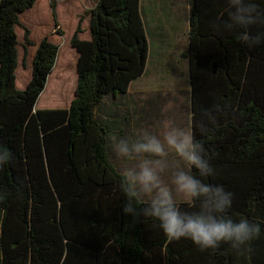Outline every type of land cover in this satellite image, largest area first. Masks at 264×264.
Instances as JSON below:
<instances>
[{
	"label": "trees",
	"instance_id": "16d2710c",
	"mask_svg": "<svg viewBox=\"0 0 264 264\" xmlns=\"http://www.w3.org/2000/svg\"><path fill=\"white\" fill-rule=\"evenodd\" d=\"M141 1L97 0L70 15L73 30L54 0H0V145L13 154L0 169L2 264H264V235L202 252L122 212L108 142L131 136L125 100L149 57ZM187 4L190 125L216 172L206 182L233 194L234 219L264 226V45L215 27L226 0ZM64 53L72 67H57Z\"/></svg>",
	"mask_w": 264,
	"mask_h": 264
},
{
	"label": "clouds",
	"instance_id": "9594fccd",
	"mask_svg": "<svg viewBox=\"0 0 264 264\" xmlns=\"http://www.w3.org/2000/svg\"><path fill=\"white\" fill-rule=\"evenodd\" d=\"M225 14L226 20L218 18L217 29L232 34L237 44L264 45V11L255 0H226ZM206 131L201 128L202 135ZM108 146L121 162L117 190L123 197V214L133 221L142 217L157 222L169 242L188 240L202 252L221 245L239 251L264 235L261 224L229 214L234 202L231 192L206 182L216 172L191 125L112 136ZM12 160L11 150L0 145V169ZM8 195L0 190V203ZM178 199L198 207L182 211Z\"/></svg>",
	"mask_w": 264,
	"mask_h": 264
},
{
	"label": "crops",
	"instance_id": "0c3cea01",
	"mask_svg": "<svg viewBox=\"0 0 264 264\" xmlns=\"http://www.w3.org/2000/svg\"><path fill=\"white\" fill-rule=\"evenodd\" d=\"M141 12L149 57L143 76L131 84L125 100L133 113L131 136L145 129L159 132L167 119L169 125L187 127L191 118L187 0L185 5L182 0H142ZM141 119L145 125L140 128L136 123L141 126Z\"/></svg>",
	"mask_w": 264,
	"mask_h": 264
},
{
	"label": "rangeland",
	"instance_id": "374dc122",
	"mask_svg": "<svg viewBox=\"0 0 264 264\" xmlns=\"http://www.w3.org/2000/svg\"><path fill=\"white\" fill-rule=\"evenodd\" d=\"M54 1L57 4L56 12L60 16V19L63 18L62 22H63L64 26L67 28V27H70L71 25H73V30L75 29L74 28L75 22L69 24L68 18L70 17V15L75 18L74 21H78V18L80 16H82L83 12L93 9V7L95 6V4L97 2V0H54ZM182 3L185 5L186 0H182ZM66 13H67V16H66ZM28 20L29 19H27L25 22L27 23ZM29 21H31V20H29ZM86 26H87L86 23H84L82 28H86ZM70 58L74 59V58L68 56L67 53H64L63 55H61L59 57L57 67H62V64L65 61H68V59H69L68 64H69V66H71L72 60ZM133 91H134V89H133ZM173 96L174 95L172 94L171 97H173ZM170 122H171L170 119H167V121H165L163 126L169 125ZM119 164H121V162Z\"/></svg>",
	"mask_w": 264,
	"mask_h": 264
}]
</instances>
